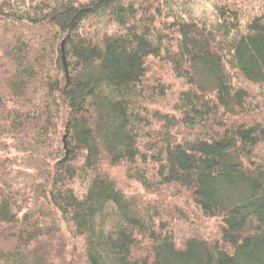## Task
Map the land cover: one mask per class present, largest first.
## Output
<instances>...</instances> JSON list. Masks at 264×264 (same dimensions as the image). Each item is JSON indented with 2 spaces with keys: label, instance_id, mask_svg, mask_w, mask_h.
Returning a JSON list of instances; mask_svg holds the SVG:
<instances>
[{
  "label": "trees",
  "instance_id": "16d2710c",
  "mask_svg": "<svg viewBox=\"0 0 264 264\" xmlns=\"http://www.w3.org/2000/svg\"><path fill=\"white\" fill-rule=\"evenodd\" d=\"M0 264H264V0H0Z\"/></svg>",
  "mask_w": 264,
  "mask_h": 264
},
{
  "label": "rangeland",
  "instance_id": "374dc122",
  "mask_svg": "<svg viewBox=\"0 0 264 264\" xmlns=\"http://www.w3.org/2000/svg\"><path fill=\"white\" fill-rule=\"evenodd\" d=\"M205 11L207 12L206 13V16H209L212 12V7L208 6V5H202V6H199V9H198V14L199 15H202L203 13H205ZM118 185L123 189L125 190L126 192H129L130 191V188H129V185L123 180V174L119 173L118 171H114L113 174H112ZM175 202V201H174ZM193 220V218H191ZM192 224H195L194 222H192ZM208 226H211L210 229L213 228V224L210 223V225ZM212 231V230H211ZM187 233V225H183L182 224V227L180 230H178V235L179 237H184V235Z\"/></svg>",
  "mask_w": 264,
  "mask_h": 264
}]
</instances>
